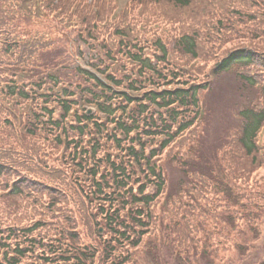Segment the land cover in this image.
Listing matches in <instances>:
<instances>
[{"label": "trees", "instance_id": "trees-1", "mask_svg": "<svg viewBox=\"0 0 264 264\" xmlns=\"http://www.w3.org/2000/svg\"><path fill=\"white\" fill-rule=\"evenodd\" d=\"M117 10L0 0V264L241 263L264 215V0ZM229 72L241 92L260 83L262 100L239 108V145L222 131L210 144L207 97ZM85 103L116 122L103 143ZM161 133L148 154L142 137Z\"/></svg>", "mask_w": 264, "mask_h": 264}, {"label": "rangeland", "instance_id": "rangeland-1", "mask_svg": "<svg viewBox=\"0 0 264 264\" xmlns=\"http://www.w3.org/2000/svg\"><path fill=\"white\" fill-rule=\"evenodd\" d=\"M233 79L228 76H221L220 83H217L215 90L208 94V107L213 108L212 121L207 130V140L212 141L215 139V132L219 126H221L223 119L228 116V111L226 109L227 104L224 100L234 102L235 95L233 88L235 84L232 83ZM219 99V100H217ZM235 103V102H234ZM220 124V125H219ZM214 129V130H213ZM214 132V133H213ZM170 176V183L175 187L179 181L178 172H172ZM175 184V185H174ZM262 227V228H261ZM262 230V238H264V225H260L259 230ZM261 244V243H260ZM143 258V257H142Z\"/></svg>", "mask_w": 264, "mask_h": 264}]
</instances>
